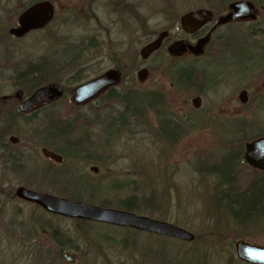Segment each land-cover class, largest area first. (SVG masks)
Returning <instances> with one entry per match:
<instances>
[{
  "label": "rangeland",
  "instance_id": "rangeland-1",
  "mask_svg": "<svg viewBox=\"0 0 264 264\" xmlns=\"http://www.w3.org/2000/svg\"><path fill=\"white\" fill-rule=\"evenodd\" d=\"M139 1L145 8L148 7L144 12L142 9L141 11L150 17L148 25L152 31L159 32L173 22L170 21L169 16L165 17L162 14L155 17L152 14L156 12L153 13L152 9L178 14L173 24L172 35L179 33L178 18L185 11L207 7L214 9L216 15H221L223 14L221 6L224 3V0ZM55 4L58 11H61L62 19L68 17L71 8L81 3L80 0H74L72 6L70 0H58ZM95 12L101 25L94 19L87 21L71 14L69 16L73 18L68 25L51 23L50 30L48 27L46 31L52 29V32L56 33L61 41L56 44L46 36V31L30 32L21 38L6 37L4 32L15 25L17 14L14 15L13 11L0 13V96L13 93L17 87L10 80L16 72L25 70L30 63L38 62L41 57L49 55L59 61L63 59L60 62L67 61L60 50L65 43L75 47V53L78 54L76 67L84 68V74H93L88 78L96 75L97 71L101 72L111 67L110 57L122 56V62L128 64L131 53L134 51L138 54L147 40L144 32L139 28L123 26L114 14L108 16L102 8ZM10 17H13L12 22L7 25L9 22H6V18ZM109 18L110 21L116 22V25L112 26ZM223 31V27H219L212 40L219 41L215 36L221 37ZM64 48V51H71L68 47ZM138 59L140 64L136 69L154 62L153 57L140 61L138 55ZM241 66V59L238 56L230 57L223 47L218 51L217 57L211 56L195 63L191 57H184L175 67L180 69V80L183 85L181 91L171 90L168 84L162 88L164 104L166 102L168 107L178 112L182 124L173 127L168 120L160 116L157 126L153 112L150 114V122L146 124L147 114L144 112V123L142 120L129 119V130L111 136L107 143H104L107 137L104 133L106 123L109 118L117 116L120 106L111 108L106 104V107H101L98 101L94 100L75 108L68 95L66 99L57 100L53 107L43 110L51 113L54 122H57L61 128L66 125L62 131L56 130L51 123L49 127H45L48 118L42 112H38V118L29 124L22 121L19 116L13 122L12 106L1 109L0 123H9V130L21 134H18L22 138L20 146L25 150L31 148L26 150V170L15 175L26 180L29 174L40 176L45 172L48 177L39 179V185L43 189L69 198L79 196V200L98 205L105 199L129 195L146 199L154 194L156 198L154 208L142 206L134 212L172 222L191 231L195 236L203 235L208 228L212 231L227 232L232 225L228 221L246 222L244 215L232 212V216L228 212L224 196L226 190L219 187L222 185L225 189L227 188L225 184L229 185L237 181L236 178L231 177L233 163L230 153L227 152L232 145L228 144V136L232 133V123L228 118L252 119L259 128H262L260 132H264V97L262 105L256 107L253 114L251 110L241 107L237 95L232 98L233 93L236 94L233 89L239 87L249 75L248 73L245 77L242 75ZM69 74L61 69L59 76L63 83H67ZM217 77L220 81L214 83ZM149 79L141 82L136 89L142 91L155 89L152 78ZM121 82L122 86L127 82L125 77H121L119 83ZM199 84L203 85L196 86ZM197 92L202 95L203 108L198 111L199 113L191 110V98ZM166 115L172 117V114ZM81 138L84 141L79 145L75 141ZM40 140L52 143L64 151L87 150L92 155L96 153L99 156L95 154L97 157L94 161L89 160L84 163H80L82 158H79L80 160L68 158L63 165L47 168L48 161L38 157L32 150ZM88 142H92V145L89 146ZM12 150L20 151V148L13 146ZM90 165L97 166L98 173L89 171ZM0 174L10 178L11 172L4 169L1 163ZM243 178L246 179L244 176ZM15 182H17L16 178L5 184L14 192L12 185H15ZM127 182H130L133 189L123 186ZM114 185L122 187L116 189L112 187ZM4 198L5 196L0 193V221H19L20 225H18L19 233L15 227L8 225L0 227V264H47L45 259L49 255L42 250L34 255V251L38 245L43 248L48 247L46 245L48 239L30 237L32 234H27V222L29 218L33 221L29 216L33 209H36L35 206L18 198L3 200ZM36 210L43 220H50V223L58 226L70 237L69 244L72 248L62 252V255L69 253L73 258L71 262L65 259L68 264H176L173 244L170 242L164 243L161 239L146 234L131 235L122 228L114 227L115 225L96 223V221L82 224L83 232L77 233L74 230V221L65 220L64 217L49 216L41 209ZM256 224L258 222L246 226L242 231H246L250 236L239 239L264 244V225L251 227ZM2 235H5V240ZM230 238L228 235L227 239ZM197 247L200 251L207 250L208 253H213L203 242H199ZM192 261L193 259L189 262ZM186 263L181 259L177 260V264ZM230 264L244 263L234 261Z\"/></svg>",
  "mask_w": 264,
  "mask_h": 264
},
{
  "label": "trees",
  "instance_id": "trees-1",
  "mask_svg": "<svg viewBox=\"0 0 264 264\" xmlns=\"http://www.w3.org/2000/svg\"><path fill=\"white\" fill-rule=\"evenodd\" d=\"M37 1V0H0V13H9L11 11L14 12V15L18 14L27 7L30 3ZM72 6H74L73 1L70 0ZM86 1V2H85ZM80 5L74 6L71 8L68 13L71 15H76L77 18H84L85 20L94 19L97 23L101 25V21H99L95 10H100L102 8L105 10L108 14V16L111 14H114L116 19L121 23L128 25L129 27L132 26L133 29L139 28L141 31L144 32L145 37L147 40L157 33V31H152L148 25V20L150 19L149 16H147V13L143 14L141 9L144 12V9H148V7L145 8V6L141 5V1L139 0H97L94 2V4L91 2V0H80ZM150 9V8H149ZM151 10V9H150ZM63 11V10H62ZM153 13L156 12L155 15L158 16V14H162L165 17L169 16L170 21L173 22L171 24H168L166 27H170L174 24V21L177 19V13L171 12V11H165V10H155L152 9ZM68 14V17L64 18V22H62V19L60 18L61 11H57L56 16L52 23L59 24H65L68 25L69 21L73 18L70 17ZM16 16V17H17ZM128 16V18H127ZM13 18V17H12ZM12 18H6L7 25L12 22ZM17 19V18H16ZM127 20V22L125 21ZM129 19V20H128ZM17 21V20H16ZM109 23L111 25H116V22L110 21ZM127 23V24H126ZM51 24V23H50ZM49 23L45 25L42 28L31 30L30 32H39L48 30V27L50 25ZM51 27H49L50 30ZM29 32V33H30ZM46 36H49L52 40H54V44L61 43L59 39L56 36V33L54 34L51 31H46ZM50 34L53 36H50ZM4 35L8 38H21V37H15L9 33L8 30H5ZM27 35V34H26ZM218 37L219 41L214 42H223V36H215ZM213 41V40H212ZM65 43L63 47L60 49L62 50L61 54L66 56L67 61L60 62V61L50 57L49 55H45V57H41L38 59V62L34 64H29L28 67L25 70H21L16 72L14 77L10 80L11 83H17L19 87H22L23 89L30 91L34 89L35 87H38L40 85L46 84L48 82H58L62 84V79L59 76L61 69L65 70V73H70L69 80L67 83H63L62 86L65 90L64 96L61 98L56 99L50 106H54L56 104V101L59 99H63L70 95L72 93L73 84L80 83L89 76L93 74H84V68H78L76 67V59L78 58V54L75 53V47L71 45H66ZM59 46H62L61 44H58ZM64 47H68L71 49V51H64ZM51 49V47H50ZM135 53V54H134ZM138 55L140 56L139 52L131 53L130 60L128 64H124L122 62V56L117 57L113 56L110 57L112 60V64L122 71V78L125 77L127 82L122 86V82L119 83L117 86L109 87L106 90L102 91L100 95H96L94 98L82 103L89 104L94 100L98 101V104L102 107L106 104L109 105L111 108L120 106V111H118L117 116L113 118H109V120L106 123L104 133L107 134L106 141L104 143H107L111 136L113 135H119L123 130H129V119L130 120H142L144 121V112L146 111L147 107L151 108V112H153L154 116L156 117L157 126L158 122H160V116H162V113L160 112L163 108H170L167 106L166 102L164 104L163 95L162 94V88H164V85L168 84V87L171 90L174 91H181L183 88V85H181L180 80V69H176L177 60L175 57H169L167 56L166 60L163 62V64H160L156 67V69H152V73L157 72L155 75L161 77L160 80L154 81L153 85H155V89L149 90V91H142L136 89L141 83L134 74V70L136 67H138V64H140ZM66 60V59H65ZM140 61H143L142 57L140 56ZM60 70V71H59ZM59 71V73H58ZM100 71H97L95 74L99 73ZM67 84V85H66ZM172 84V85H171ZM121 86V87H120ZM125 86V87H124ZM185 88V87H184ZM72 102V101H71ZM73 104V103H72ZM81 105V104H79ZM79 105L73 104L75 108H77ZM4 106L2 103V100L0 98V107ZM115 109V108H114ZM118 109V110H119ZM1 111V109H0ZM19 115H21L20 112ZM16 113V114H17ZM42 113L48 118V124H54L56 130H61V126H58V123L54 122V116L51 115L49 112ZM18 115V114H17ZM226 119V118H225ZM228 121H230L232 124V133L228 136V144H232L230 148H228V153L232 157V166L233 170L231 172V177L233 179L236 178L237 181L233 184H225L227 188L223 189L222 185H220V189L226 190V193L224 194L227 202V210L234 214H240L244 215L246 217V222L242 223L241 221H228L231 222V228H228L227 232L223 231H212L208 230L203 235L195 236L193 241H183L176 238H171L163 235H158L154 233H149L146 231H140L137 229H133L130 227H120V226H114L118 228H122L126 231V233H130L131 235H140V234H146L150 237H157L162 240V242H170L173 244L172 249L175 252V262L177 264V260L181 259L182 262H187L186 264H230L231 262H241L244 264H247L244 261H241L236 258L234 254V242L236 239L248 237L250 236L249 233H246V231H242L245 229L246 226H250L252 223H257L256 225H252L251 227H262L264 225V170H259L248 163H246L243 160V152H244V144L246 141L259 136L260 134L264 132H260L262 128H259L257 123H254L252 119H245L241 117L237 118H228ZM169 122V120H168ZM171 122V121H170ZM256 124V126H255ZM69 125V123H67ZM69 127V126H68ZM154 128V127H153ZM8 129V128H7ZM9 132V131H8ZM0 139H2V133L0 131ZM84 139H77L75 142L80 145L79 142L83 143ZM89 144H92V142H88ZM60 152L66 156L69 159L76 158L80 156V158H88L92 154L91 152H88L87 150H79L76 149L75 151L69 150L64 151L62 148H59ZM87 159V160H88ZM15 163H12L14 165ZM251 173H249L248 171ZM233 174V176H232ZM251 175V178L249 176ZM243 176L246 178L244 179ZM3 182H0V193H2L6 199H12V198H18L14 195V192L11 191H5L3 188ZM128 188L133 189V186H131L130 182H127L126 185ZM112 187L121 188V185H114ZM5 198L3 200H5ZM155 196L154 194H151L148 198L144 199H138L134 195H129L125 197H119L116 199H105L101 202H99V205L101 206H110L114 205L118 208L128 209L132 211H136L139 208H142V206L154 208L155 203ZM32 203V202H30ZM29 203V204H30ZM1 204V202H0ZM31 205L35 206L36 209H41L38 207L35 203H32ZM33 209L32 213L29 217L33 219L34 221H28L27 222V234L31 235L30 237H41V238H47L48 243L46 244L48 247L43 248V246L38 245L34 251V255L39 251L42 250L45 252L48 257H46V263L47 264H68V262L65 260V258L62 256V252L64 250H68L70 247V240L69 236L62 232V230L50 223V221H43L42 216L38 215L37 210ZM1 210V209H0ZM42 210V209H41ZM44 211V210H42ZM45 214H48L49 216H56V217H64L58 214H52L47 211H44ZM2 216V215H1ZM69 218V217H64ZM30 219V218H29ZM94 223V221H74V230L77 233L83 232L82 231V224L85 223ZM99 223V222H96ZM229 224V223H228ZM3 225H8L9 227H15L18 230L19 233V227L20 225L19 221H0V227ZM229 225V226H230ZM2 234V233H1ZM228 235L231 237L230 240L227 239ZM5 238V235H2ZM197 240V241H196ZM199 242L205 243L206 247L210 249L213 253H208L207 250L200 251L197 247V244ZM17 244V243H16ZM189 244V245H188ZM16 247V245H15ZM173 255V254H172ZM216 257H215V256ZM40 259L41 256L39 255ZM193 261L190 263L192 259ZM219 257V258H218ZM191 259V260H190ZM213 260V261H211ZM180 262V261H179Z\"/></svg>",
  "mask_w": 264,
  "mask_h": 264
},
{
  "label": "water",
  "instance_id": "water-1",
  "mask_svg": "<svg viewBox=\"0 0 264 264\" xmlns=\"http://www.w3.org/2000/svg\"><path fill=\"white\" fill-rule=\"evenodd\" d=\"M231 9L230 13L218 16L217 24L242 17L246 13L249 14L253 10V5L248 1H236L231 4ZM52 17L53 6L49 0L34 1L18 14L16 24L9 28V33L15 37H21L31 30L44 27ZM212 18V11L201 7L182 14L179 22L184 31L193 32ZM166 34L165 31L160 32L156 38L144 43L139 50L140 56L144 59L157 50ZM208 38L209 34L200 38L196 44H191L187 40H177L169 45L168 52L179 55L189 49V51L198 54L202 51V46L208 41ZM147 73L145 67L139 68L136 72L138 80L143 82ZM120 79L121 71L117 68H109L75 85L72 90L71 101L75 105L82 104L94 98L104 89L116 86ZM62 94L63 89L58 83H47L36 88L20 104V109L27 110L43 102H50ZM193 103H198V97L193 99ZM10 140L14 141L18 138L11 136ZM43 153L56 161H62V157L55 152L43 149ZM243 160L257 169H264V133L245 143ZM91 170H96V168L91 167ZM14 195L22 200L37 204L49 213L64 217L130 227L183 241H193L195 238L191 231L172 222L139 214L128 209L101 206L84 200L36 191L25 186H18L14 191ZM233 249L236 258L247 264H264V244H257L246 239H236ZM63 257L67 261H73L69 253H63Z\"/></svg>",
  "mask_w": 264,
  "mask_h": 264
},
{
  "label": "flooded vegetation",
  "instance_id": "flooded-vegetation-1",
  "mask_svg": "<svg viewBox=\"0 0 264 264\" xmlns=\"http://www.w3.org/2000/svg\"><path fill=\"white\" fill-rule=\"evenodd\" d=\"M49 1L51 2L52 6H53V17L49 22V24H50L53 22V20L56 16V13L58 11L56 4H55L58 2V0H49ZM95 1H97V0H91V2L93 4ZM236 1L251 2L253 5V10L249 14L246 13V15H244L242 17L229 19L228 21H226L224 23L217 24V18L220 15H216L214 9H212V8L202 7V8H207V9L212 11V14H213L212 20L202 24L199 28L195 29L193 32H186L180 26V22H179L180 16L182 14H184L185 12H188L190 10H194L197 8H201V7L189 9V10L185 11L184 13H182L178 18V24H179V33L178 34H175V35L171 34V33H173V28H174L173 27L174 25H172L170 27L162 28L159 32L155 33L148 40H146L144 43L156 38L160 32L165 31L167 33L166 36L163 37L160 47L157 50H155L154 52H152L151 54H149L148 57H146L144 59L142 58L143 61H146V60L150 59L151 57L154 58V62H152L148 65L141 66V67H145L148 71L146 78L144 79L143 82L150 80L149 78H152V83L154 81L161 79V77L155 75L157 72L152 73V69H154V68L156 69V67L158 65L163 64V62L166 60L167 56L175 57V59L177 60V63L181 59H183L184 57L189 56L193 59V61L195 63L199 60H202V59H205V58H208L211 56L217 57L218 51L220 50L221 47H223L226 54H228L230 57L233 56V58H235V56H238L241 59V65H242L241 66V70H242L241 73H243L242 75H244V77H245L246 73L249 74L246 78H244L245 79L244 82H242V84L239 87L233 89V90H235L236 94L233 93L232 98H235V96L237 95V99H238V102L241 105V107L245 110H247V109L251 110V112L253 114L255 111L254 109L256 107H259L260 104L262 105L261 102H262V98L264 97V0H224L223 5L221 6V8L223 7V14H221V15L230 13L232 11L231 4L236 2ZM212 7H215V5H212ZM94 10L98 12L97 8ZM127 18H128V16H127ZM125 21L127 22L126 19H125ZM62 22H64L63 18H62ZM123 26H126V25L124 24ZM221 26L224 29L223 35H222L224 41L221 43L212 41V39H213L212 37H213L214 33ZM28 33H26V34H28ZM208 34H209L208 41L204 43V45L202 46V51L198 54H195V53L189 51V49H187L185 52H183L179 55H174V54H171L168 52L169 45H171L173 42H175L177 40H187L191 44H196L200 38H202ZM25 35H23V36H25ZM23 36H21V37H23ZM98 50H99V46H98ZM109 50H110V48H109ZM141 67H139V68H141ZM109 68H117L120 70V68L114 66L113 64ZM109 68H107V69H109ZM139 68H137L135 71L137 72V70ZM107 69H105V70H107ZM105 70H102L101 72L97 73L96 75L102 73ZM136 72H135V75H136ZM121 77H122V71H121ZM136 77H137V75H136ZM218 78L219 77L215 78L214 83H217L220 81ZM48 83H50V82H48ZM55 83H58V82H55ZM46 84H43V85H46ZM58 84L63 89V94L61 96L55 98L54 100H52L50 102H43L41 104L32 106V107L28 108L27 110H21L20 104L28 96H30V94H32V92L36 88L43 86V85H40V86L35 87L34 89L30 90V91H27V90L23 89L22 87H19L17 83H14L13 85L17 88L13 93L0 96L2 103L4 104V106H1L0 109L3 110V109H6V108H9L10 106H12V109H13L12 119L14 118L13 122L19 116L22 121L30 124L38 118V112H42L43 110H45V108L51 107L50 105L56 99L64 96L65 90H64L62 84H60V83H58ZM201 85H203V84H199L196 86L201 87ZM106 89H104V90H106ZM72 90H73V88H72ZM101 92L98 93L97 95H100ZM71 94H70V99H71ZM201 96L202 95L199 92H197L191 98V110L192 111L195 110L194 112H198V111L202 110L203 107L201 105V99H202ZM196 97H198V103L194 104L193 99ZM48 109H50V108H48ZM151 111L152 110L150 107L146 108V111H145L147 114L146 124H148L150 122ZM17 112H20L21 115H19V113H17ZM160 112L162 113V116L166 120H169V122L171 121L170 123L173 127H178L179 125L182 124L180 116L178 115V112L176 110L172 109L171 107L169 109L163 108ZM168 113L172 114V117L171 116L168 117L166 115ZM26 116L28 118H26ZM169 118H171V119H169ZM8 127H10L9 123H7V122L0 123V131L2 133V139H0V164L2 163V167L4 169L10 170V172H11L10 178L4 177L2 174H0V178L2 177V179H0V182L4 179L2 181L3 182L2 188L5 191H11L12 189L7 187L6 184L9 183L11 179L16 178L17 182H15V185H12L14 191L18 186H25L27 188L34 189L36 191L50 193L47 190L43 189L39 185V179H42L43 177H48L45 172H43L44 175H40V176L29 174L26 177V180H25V178H22V177L21 178L16 177L15 173H17V172L22 173L26 170V160H25L26 150L27 149L30 150L31 148H27L25 150V148L21 147L20 145L22 144V142H21L22 138L19 136L21 134L17 131H11V130L7 129ZM45 127H49V124H47ZM45 127H43V128H45ZM11 136L17 137L18 140H14V141L10 140ZM250 140H248V141H250ZM79 143H80V145H82V142H79ZM88 145L91 146L92 144H88ZM13 146H19L20 151L12 150ZM244 146H245V144H244ZM59 148L60 147L54 146V144L48 143L45 140H40L39 142H37L34 145V147H32V150H33V152L37 153L38 157L48 161V163L46 165L47 168H52V166H55V165H63L68 159L66 156H64L60 152ZM43 149H47L49 151H52V152L59 154L62 157V161H56V160L44 155ZM95 154L96 153H94L93 155L91 154L89 156V159L86 157V158H82L83 160H80L79 159L80 156H78L77 159H79L81 161L80 163H84L86 161L88 162L89 160L94 161V159L97 156H99V154H96L97 156H95ZM72 159H76V158H72ZM12 163H15V164L12 165ZM42 167H45V166H42ZM91 167H95L96 170H91ZM89 171L96 174V173H98V167L95 165H90ZM18 199H20V198H18ZM74 199H79V196L78 197L75 196ZM23 201H25V200H23ZM25 202L30 203L28 201H25ZM38 207H40V206H38ZM64 219L68 220V221H92V220L78 219V218H64ZM29 221H31V220L29 219ZM43 221H50V220H43Z\"/></svg>",
  "mask_w": 264,
  "mask_h": 264
}]
</instances>
